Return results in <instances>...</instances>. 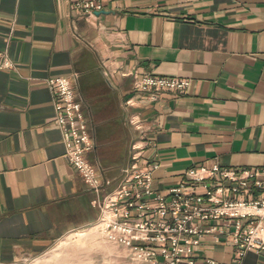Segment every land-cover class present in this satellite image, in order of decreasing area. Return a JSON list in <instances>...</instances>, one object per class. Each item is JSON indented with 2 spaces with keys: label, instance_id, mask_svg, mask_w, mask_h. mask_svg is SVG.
Masks as SVG:
<instances>
[{
  "label": "crops",
  "instance_id": "0c3cea01",
  "mask_svg": "<svg viewBox=\"0 0 264 264\" xmlns=\"http://www.w3.org/2000/svg\"><path fill=\"white\" fill-rule=\"evenodd\" d=\"M100 2L86 20L63 0H0V64L11 63L0 67V264L43 254L98 218L96 195L64 157L46 78L74 87L102 193L118 185L142 133L157 192L206 162L264 167V0ZM133 71L188 79V92L143 104ZM225 243L207 239L194 258L227 262ZM243 264H264V254L247 252Z\"/></svg>",
  "mask_w": 264,
  "mask_h": 264
},
{
  "label": "built area",
  "instance_id": "2783aa9c",
  "mask_svg": "<svg viewBox=\"0 0 264 264\" xmlns=\"http://www.w3.org/2000/svg\"><path fill=\"white\" fill-rule=\"evenodd\" d=\"M70 13L94 18L100 0H63ZM4 56L0 67H10ZM132 91L139 102L149 104L163 92L184 95L185 78L133 71ZM50 90L53 124L61 134L64 157L96 197L92 205L98 218L92 227L107 242L120 248L128 264H243L247 252L264 254V167L230 168L216 161L188 168L166 192L152 188L158 164L143 160L152 142L142 133L133 142L129 162L118 185L102 193L98 169L86 155L93 143L74 87L64 76L45 79ZM133 99V98H132ZM127 101L133 105V100ZM142 132L139 119L129 120ZM224 239L231 247L229 261L194 258L200 244Z\"/></svg>",
  "mask_w": 264,
  "mask_h": 264
},
{
  "label": "rangeland",
  "instance_id": "374dc122",
  "mask_svg": "<svg viewBox=\"0 0 264 264\" xmlns=\"http://www.w3.org/2000/svg\"><path fill=\"white\" fill-rule=\"evenodd\" d=\"M12 264H128L125 253L105 241L92 227L69 233L40 255L18 259Z\"/></svg>",
  "mask_w": 264,
  "mask_h": 264
}]
</instances>
